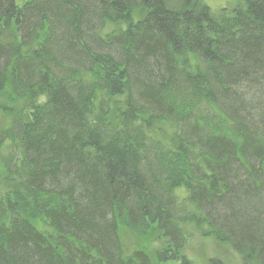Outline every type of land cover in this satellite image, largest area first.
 I'll list each match as a JSON object with an SVG mask.
<instances>
[{
    "label": "trees",
    "instance_id": "16d2710c",
    "mask_svg": "<svg viewBox=\"0 0 264 264\" xmlns=\"http://www.w3.org/2000/svg\"><path fill=\"white\" fill-rule=\"evenodd\" d=\"M227 9L0 0V264H153L119 228L154 225L190 264L180 221L264 264V0Z\"/></svg>",
    "mask_w": 264,
    "mask_h": 264
},
{
    "label": "rangeland",
    "instance_id": "374dc122",
    "mask_svg": "<svg viewBox=\"0 0 264 264\" xmlns=\"http://www.w3.org/2000/svg\"><path fill=\"white\" fill-rule=\"evenodd\" d=\"M28 0H16L17 4L22 5ZM206 5L210 6L214 12L220 11L222 8L228 10L227 8H232L233 5L237 3L238 0H200ZM111 25H107L106 30L112 31ZM13 30L9 33V36H3L7 42H15L16 32ZM13 40V41H12ZM42 101V100H41ZM18 102L16 100L10 99L6 92L4 96H0V106L15 108ZM9 124L8 115L0 111V127H5ZM170 135V132L168 131ZM10 148L8 142H6L2 148H0V189L2 188V179L6 176L4 169V162L10 154ZM177 197L178 203L188 210H192V206L187 202L188 194L183 188L177 189L174 192ZM182 230L185 238L186 244L182 249L180 256L188 260L190 264H214L218 262L219 264H247L242 257L232 248L228 243L217 240L213 236L209 235V227L202 226L198 227L193 223H183L178 222L177 224ZM37 227L44 231L42 224L38 223ZM119 238L122 248V253L125 258H129L135 251L145 252L153 264H162L158 262L156 254L158 252L164 251L168 247L167 240L158 231L157 226H152L146 234H138L124 226L119 228ZM164 264H180L175 262H168Z\"/></svg>",
    "mask_w": 264,
    "mask_h": 264
}]
</instances>
